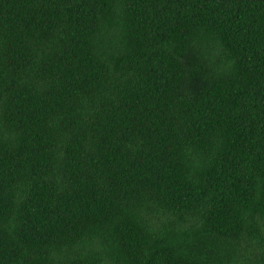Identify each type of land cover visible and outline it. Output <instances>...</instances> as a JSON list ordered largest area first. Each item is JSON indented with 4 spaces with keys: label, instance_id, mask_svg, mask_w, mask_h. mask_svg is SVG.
<instances>
[{
    "label": "trees",
    "instance_id": "obj_1",
    "mask_svg": "<svg viewBox=\"0 0 264 264\" xmlns=\"http://www.w3.org/2000/svg\"><path fill=\"white\" fill-rule=\"evenodd\" d=\"M0 264H264V0H0Z\"/></svg>",
    "mask_w": 264,
    "mask_h": 264
}]
</instances>
